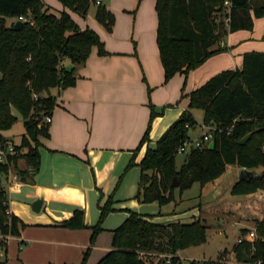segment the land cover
Returning a JSON list of instances; mask_svg holds the SVG:
<instances>
[{"label":"trees","instance_id":"1","mask_svg":"<svg viewBox=\"0 0 264 264\" xmlns=\"http://www.w3.org/2000/svg\"><path fill=\"white\" fill-rule=\"evenodd\" d=\"M58 1L82 17L94 3L98 22L107 30L115 23L114 14L102 1L99 4L92 0ZM156 11L157 42L167 82L176 74H188L212 56L228 51L222 40L228 33L254 29L255 19L264 16V4L254 7L251 0H157ZM219 14H224L227 23L218 21ZM21 16L33 20V24L23 21L15 29ZM8 18L15 20L8 24ZM94 46L100 54L106 53L94 29H82L65 10L53 12L45 0H0V141L3 145L8 143L2 131L18 120L14 110L23 118L26 129L20 143L14 144L16 153L9 156V163L0 164L1 233L20 234V219L9 209L3 178L10 169L23 180L39 170V137L49 135L42 118L56 103L52 89L75 84V67L68 70L65 61L72 65L84 63ZM194 109L203 111V124L217 128L213 131L214 146L209 148L208 142L202 147H191L178 167L179 147L191 137L193 128L199 126ZM155 114L153 110L152 119ZM249 133L250 138L241 144L240 140ZM148 134L149 130L141 146L148 140ZM20 161L26 166L22 167ZM138 165L141 176L136 198L142 203L157 201L166 205L176 200V190L182 194L195 182L200 183L202 191L207 183L223 175L228 165L253 172L231 185V195L264 190V51H246L241 67L222 70L194 89L188 109L157 140L154 148H147ZM174 180L179 186L172 185ZM112 204L109 198L100 208L98 221L90 227L92 244L103 230L104 219L114 210ZM61 224L70 229L88 227L80 209ZM207 228L201 218L163 223L130 211L129 217L113 231L112 249L97 264H153L149 261L152 253L166 254L163 264H181L177 253L206 242ZM247 232L244 230L242 234ZM256 233L253 242L238 243L237 261L205 260L202 264H264V217L258 222Z\"/></svg>","mask_w":264,"mask_h":264},{"label":"crops","instance_id":"2","mask_svg":"<svg viewBox=\"0 0 264 264\" xmlns=\"http://www.w3.org/2000/svg\"><path fill=\"white\" fill-rule=\"evenodd\" d=\"M101 1L115 16L111 30L96 20L94 3L85 17L76 19L72 10L59 2L62 7L58 13L65 10L82 29H94L106 53L100 54L94 46L84 63L74 65L75 84L52 89L56 103L49 113L52 121L46 123L49 135L39 137V170L25 180L19 177L23 183L20 189L9 187V180L16 173L14 169L3 178L9 209L20 219V234L11 235L0 247L1 263L83 264L85 259V264H97L112 249L113 231L129 217L130 211L154 222L198 217L206 225L207 218L203 215L208 213L219 222V234H224L223 227L231 224L237 227V237L244 230L251 231L253 224L264 217L263 189L244 196L229 195L231 185L242 171L235 165H228L223 175L200 190L197 209L179 206V210L170 212L157 201L142 203L136 198L141 176L138 163L147 148H154L157 140L188 109L194 89L222 70L242 66L246 51L239 52L238 46L251 38H234V33L242 30L229 33L228 51L166 82L157 42V0ZM65 63L70 65L68 61ZM153 110L156 114L152 119ZM196 118L199 126L192 131L200 127L202 132L195 136L192 133V138L200 137L204 131L203 117ZM148 130L149 138L141 146ZM8 143L15 144L9 139ZM20 165L26 166L23 161ZM182 195L178 193L172 202L181 204ZM109 198L114 210L104 219L103 230L92 244L90 227L98 221L100 208ZM37 199L42 200V205L39 211H34L32 205ZM224 205L227 207L223 212ZM77 209L84 212L88 227L63 226L61 223ZM169 213L172 215L168 216ZM191 247L194 246L177 253L181 262L182 251ZM224 249L227 247L220 245L219 253ZM160 255L167 257L157 256Z\"/></svg>","mask_w":264,"mask_h":264},{"label":"rangeland","instance_id":"3","mask_svg":"<svg viewBox=\"0 0 264 264\" xmlns=\"http://www.w3.org/2000/svg\"><path fill=\"white\" fill-rule=\"evenodd\" d=\"M48 2L51 5V2H55L58 5H52V11L58 13L59 8L62 7V5L59 3L58 0H48ZM252 5L259 6L264 4V0H251ZM71 11V10H70ZM74 18L76 19H81L82 16L74 11H71ZM218 21H224L227 23L228 19L224 16V14H219L217 17ZM15 19L14 18H8L7 23L11 24ZM20 20V19H19ZM264 33V16L261 18H258L255 22V27L252 30H242L237 33H234V38H241V39H248L251 38L250 40H245L243 41L239 46H238V51L243 52V51H250V50H261L264 51V39H262V35ZM229 34V33H228ZM233 38V39H234ZM223 45L225 47L229 46L230 38L225 37L223 40ZM213 72V71H210ZM195 115L198 116V118L203 117V111L200 109H194L193 110ZM16 115H18V120L13 124V126L7 130L2 131L3 135L15 142L19 143L22 139V135L25 132V126L22 121V118L20 114L14 110L13 111ZM33 112V111H32ZM202 132V129L199 127L196 132L191 131L192 136L195 135H200ZM185 154L179 153L176 158L177 166L180 167L181 164L183 163ZM262 168H258V171H261ZM201 190V185L198 182H195L190 188H187L183 191V201L181 204L176 205L173 202H170L166 204L163 209L172 212L174 209L179 210V206L181 207H186L187 210L196 208L200 205V191ZM178 194V190H176V195ZM229 195H231L229 193ZM179 196V195H178ZM228 205V204H227ZM227 205H224L221 210L224 212L225 208ZM33 209V208H32ZM223 214V213H222ZM172 214L169 213L168 216H171ZM167 216V217H168ZM198 218V217H197ZM203 218H207V226H208V238L206 242H204L201 245H197L194 247H191L189 249H186L182 251V262L181 264H202L203 261L205 260H225V261H230V262H235L237 261L236 258V253H235V248L238 245L237 242V227L232 226L231 224H226L223 228L225 229L224 234H219V222L216 220L215 216L212 217V215L208 213H204ZM192 220V219H189ZM177 221L175 220H170L168 222H173ZM259 221H257L251 231L257 232V224ZM248 233V232H247ZM246 233V234H247ZM257 238V233L256 236L253 239H248L246 241L253 242ZM220 245H224L227 247V249L222 250L219 253V248ZM89 254V250H88ZM219 254V255H218ZM157 253H152V258H149V261H152L153 264H163L161 261L164 259L162 258L159 260V257L157 256ZM189 255L190 257H184ZM218 255V257H217ZM1 258V257H0ZM248 261V259H247ZM0 264H4L1 263Z\"/></svg>","mask_w":264,"mask_h":264},{"label":"built area","instance_id":"4","mask_svg":"<svg viewBox=\"0 0 264 264\" xmlns=\"http://www.w3.org/2000/svg\"><path fill=\"white\" fill-rule=\"evenodd\" d=\"M95 3L99 4L101 3V0H92ZM20 20L22 21H29L31 24H33V20L27 19L23 16L20 17ZM58 88H61V86H57ZM34 99L37 100L38 96L37 94H34ZM52 121V117L49 114H46L42 118V122L44 123H50ZM203 133L200 137L187 138L182 145L178 149V153L185 154L191 147H202L206 143L212 141L213 138V131L217 128L215 126L206 125L203 124ZM16 153V147L13 143H7L6 145H3V143L0 141V164H8L9 163V156ZM30 170H33L31 166H29ZM10 171V170H9ZM23 183L19 179V175L17 173L13 174L12 179L9 180V187L20 189L22 187ZM11 235L10 234H4L0 232V247L6 243ZM256 236L255 231H249L247 234H241L239 235L237 242L240 243L242 241L253 239ZM163 256V255H160Z\"/></svg>","mask_w":264,"mask_h":264},{"label":"water","instance_id":"5","mask_svg":"<svg viewBox=\"0 0 264 264\" xmlns=\"http://www.w3.org/2000/svg\"><path fill=\"white\" fill-rule=\"evenodd\" d=\"M22 24H23V21H22V20H17V21L15 22V26H14V28H15V29H19V28L22 26ZM66 68H67L68 70H72V69L74 68V65H72V64L67 65ZM251 135H252V133H249L248 135H246L245 137H243V138L240 140V143H241V144L245 143V142L250 138ZM213 146H214V141L212 140V141L209 142V148H213ZM252 174H253V172H252L251 170L244 168V169H242V171H241V173H240V179H242V178H246V177H249V176H251ZM172 185H173L174 187L179 186V182H177L176 180H174L173 183H172ZM41 205H42V200H41V199H37V200L33 203L32 208H33L34 211H39L40 208H41Z\"/></svg>","mask_w":264,"mask_h":264}]
</instances>
